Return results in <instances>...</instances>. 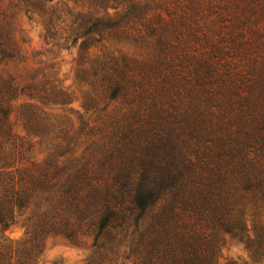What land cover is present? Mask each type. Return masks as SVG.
Segmentation results:
<instances>
[{"label": "trees", "instance_id": "trees-1", "mask_svg": "<svg viewBox=\"0 0 264 264\" xmlns=\"http://www.w3.org/2000/svg\"><path fill=\"white\" fill-rule=\"evenodd\" d=\"M21 14L78 48L82 111ZM57 236L85 264H264V0H0V264Z\"/></svg>", "mask_w": 264, "mask_h": 264}, {"label": "rangeland", "instance_id": "rangeland-1", "mask_svg": "<svg viewBox=\"0 0 264 264\" xmlns=\"http://www.w3.org/2000/svg\"><path fill=\"white\" fill-rule=\"evenodd\" d=\"M18 29V41L27 58L28 68L36 69L38 59H51L52 56L58 62V76L73 94L70 105L76 110L82 111L86 92L90 90V82L81 74L78 48L60 49L55 55L49 54L46 48L53 44L46 43L42 26L35 21H29L24 14L19 17ZM36 55L37 57H35ZM129 170L135 169L129 167ZM3 234L10 239L19 240L24 235V228L17 224L4 231ZM91 244L92 239L88 237L83 239V243H74L60 236L50 237L44 244L39 264H85L91 253ZM222 255L223 262L238 258L250 259L248 251L237 242H229L222 249ZM122 261L123 264H133L131 259L125 258Z\"/></svg>", "mask_w": 264, "mask_h": 264}]
</instances>
